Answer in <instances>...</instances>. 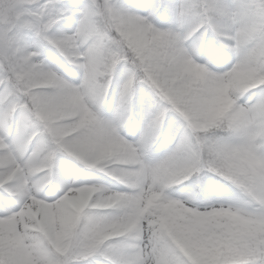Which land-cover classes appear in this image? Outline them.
Returning a JSON list of instances; mask_svg holds the SVG:
<instances>
[{
    "label": "snow or ice",
    "instance_id": "snow-or-ice-1",
    "mask_svg": "<svg viewBox=\"0 0 264 264\" xmlns=\"http://www.w3.org/2000/svg\"><path fill=\"white\" fill-rule=\"evenodd\" d=\"M0 264H264V0H0Z\"/></svg>",
    "mask_w": 264,
    "mask_h": 264
}]
</instances>
